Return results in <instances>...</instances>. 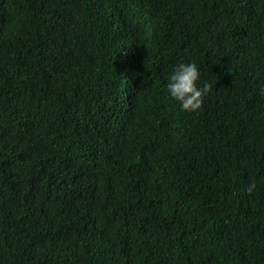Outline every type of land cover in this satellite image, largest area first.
<instances>
[{"label":"trees","instance_id":"trees-1","mask_svg":"<svg viewBox=\"0 0 264 264\" xmlns=\"http://www.w3.org/2000/svg\"><path fill=\"white\" fill-rule=\"evenodd\" d=\"M0 264H264V0H0Z\"/></svg>","mask_w":264,"mask_h":264},{"label":"clouds","instance_id":"clouds-1","mask_svg":"<svg viewBox=\"0 0 264 264\" xmlns=\"http://www.w3.org/2000/svg\"><path fill=\"white\" fill-rule=\"evenodd\" d=\"M201 73L195 62H178L172 68L166 83L169 97L177 102L182 111L195 113L202 109L204 98L213 85L200 84Z\"/></svg>","mask_w":264,"mask_h":264}]
</instances>
